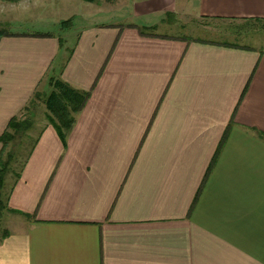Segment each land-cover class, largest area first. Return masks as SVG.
Segmentation results:
<instances>
[{
	"label": "crops",
	"instance_id": "obj_1",
	"mask_svg": "<svg viewBox=\"0 0 264 264\" xmlns=\"http://www.w3.org/2000/svg\"><path fill=\"white\" fill-rule=\"evenodd\" d=\"M58 1L54 12L40 1L37 27L0 37V137L53 79L90 96L65 145L45 107L3 189L15 213L0 264H264V46L80 24L85 2ZM140 6L134 18L179 11L176 0ZM185 11L263 21L264 0H191ZM54 16L73 18L68 33L53 31Z\"/></svg>",
	"mask_w": 264,
	"mask_h": 264
},
{
	"label": "rangeland",
	"instance_id": "obj_2",
	"mask_svg": "<svg viewBox=\"0 0 264 264\" xmlns=\"http://www.w3.org/2000/svg\"><path fill=\"white\" fill-rule=\"evenodd\" d=\"M5 2V0H1ZM19 0L14 3L17 4H4L0 3V19L4 22L0 24V30L5 34H12L15 32L27 31L32 27H37L36 19L41 21L42 9L41 2H49L51 4V10H55V2H61L58 0ZM85 2L83 17H78V22L81 24H87L89 21L93 23H106L110 25H118L131 23L141 26L144 28L147 23H160V15L158 11L155 13H144L142 17L134 18L132 15L136 9H141L140 4L147 1L151 4L155 0H82ZM171 1V0H170ZM191 0H176L179 6V11L176 14L166 13L163 16V21L156 27L152 33L173 36L179 38H185L190 41L203 40L213 41L217 43H235L241 47L260 49L264 46V23L258 21H225V20H214L204 19L194 14L186 12V5ZM20 2V3H19ZM13 3V2H12ZM154 8H149V10ZM81 10V9H79ZM149 14L151 17L149 18ZM46 15V13H45ZM127 16H130L127 18ZM57 17V18H55ZM54 19L50 25L55 23L57 34L68 33L71 26H65V22L68 20H59L58 16H54ZM81 18V19H80ZM158 19V20H157ZM86 21V23H85ZM84 22V23H83ZM73 23V20H72ZM47 29L48 25H43ZM43 26H40L43 28ZM51 29V31H52ZM49 31V29L47 30ZM61 34V35H63ZM49 95V94H48ZM46 94L33 98L32 103L21 112L18 116L19 121L33 120L36 121L34 128L29 131H20L14 135V139L10 142L8 148L5 151L3 157V163L7 165V174L5 176L6 189H10V184L16 180V176L20 173L23 164L25 163L27 156L37 139L40 130L44 127L47 120H45L44 113L46 107ZM37 117V118H36ZM47 118V115H46ZM14 134V131H12ZM9 179V180H8ZM8 182V183H7ZM5 197V196H4ZM6 198V197H5ZM11 214L7 211L2 213L0 216V237L7 233V223L11 221Z\"/></svg>",
	"mask_w": 264,
	"mask_h": 264
},
{
	"label": "trees",
	"instance_id": "obj_3",
	"mask_svg": "<svg viewBox=\"0 0 264 264\" xmlns=\"http://www.w3.org/2000/svg\"><path fill=\"white\" fill-rule=\"evenodd\" d=\"M5 1L16 2L19 0H5ZM169 17H172V15L170 14ZM254 21L264 23V20L263 21L254 20ZM64 24L66 27L71 26L72 20H68ZM156 27L157 26L151 28L145 27L142 28V30L144 32H151L154 31ZM3 35H5V33H3L2 30H0V37ZM199 41H203V40H199ZM222 44L227 45L228 47H232V46L241 47L239 44L230 43V42L229 43L223 42ZM244 48H248V47H244ZM52 83H53L54 91H52V93L47 97L45 101L46 108L49 111V114H47V119L49 121V124L56 129L61 141L65 145L67 134L68 132H70V130L72 129L75 123V114L78 113L83 108L90 94L78 90H74L69 85L65 84L60 80L53 79ZM33 126H34V121L32 119L31 120L27 119L21 122L19 121V118L17 116L11 119V121L8 124L7 130L0 137V143L3 144V150L0 153V216L2 215V213L6 211L15 213V211L9 209L8 200L4 197V193H3V189L5 186V176L7 174V168H8L7 165L3 163V157L5 151L8 148L10 142L14 139V135L18 134L22 130L29 131L30 129H32ZM12 131H14V134ZM35 144L36 141L33 144L23 166L26 164L27 160L32 154Z\"/></svg>",
	"mask_w": 264,
	"mask_h": 264
}]
</instances>
